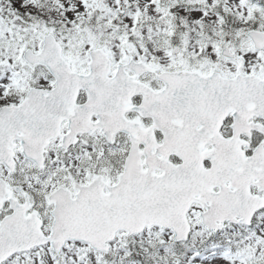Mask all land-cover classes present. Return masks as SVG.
<instances>
[{
	"label": "snow or ice",
	"instance_id": "snow-or-ice-1",
	"mask_svg": "<svg viewBox=\"0 0 264 264\" xmlns=\"http://www.w3.org/2000/svg\"><path fill=\"white\" fill-rule=\"evenodd\" d=\"M0 264H264V0H0Z\"/></svg>",
	"mask_w": 264,
	"mask_h": 264
}]
</instances>
